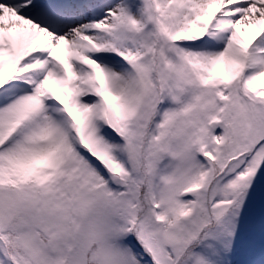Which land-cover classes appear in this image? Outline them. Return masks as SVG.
Here are the masks:
<instances>
[{
  "label": "snow or ice",
  "instance_id": "1",
  "mask_svg": "<svg viewBox=\"0 0 264 264\" xmlns=\"http://www.w3.org/2000/svg\"><path fill=\"white\" fill-rule=\"evenodd\" d=\"M0 264H264V0H0Z\"/></svg>",
  "mask_w": 264,
  "mask_h": 264
}]
</instances>
